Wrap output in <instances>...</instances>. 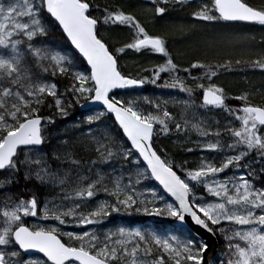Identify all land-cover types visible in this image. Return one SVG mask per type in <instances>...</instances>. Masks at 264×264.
Segmentation results:
<instances>
[{
    "label": "snow or ice",
    "instance_id": "obj_1",
    "mask_svg": "<svg viewBox=\"0 0 264 264\" xmlns=\"http://www.w3.org/2000/svg\"><path fill=\"white\" fill-rule=\"evenodd\" d=\"M150 3L152 21L142 22L135 10L118 3L0 2V264H264V102L252 101L255 92L232 95L213 82L222 70L240 65V60H196L183 68L174 62L166 35L150 31L148 23L172 8H183L189 0ZM190 15L197 21L264 26V3L210 0ZM112 26L127 28L129 42L110 43L101 28ZM56 31L75 50L71 57L50 44ZM127 50L159 54L163 63L141 69L151 75L138 72L133 76L119 64L120 54ZM80 59L86 61L84 70L77 67ZM244 63L264 71V53ZM191 69L202 72L194 76ZM161 74H167V79L158 85ZM202 79L207 83H200ZM57 80L66 81L62 90ZM145 84L185 93L188 98L176 102L183 108L179 116L168 110L167 101L146 96L118 99L114 94L116 89ZM196 93H201L199 104ZM261 99L264 101V94ZM229 100L240 105L231 107ZM82 101L102 106L86 122L104 125L103 129L89 127L79 139L64 132L55 136L56 148L46 151L53 139L48 126L55 125L57 116L67 118L73 104ZM196 109L220 110L226 114L225 123L221 126L219 120H213V128L210 117H196ZM189 110L195 122L185 118ZM45 111L52 114L45 115ZM109 116L114 117L119 135L104 124ZM189 128L202 138L215 137L198 146L222 154L218 164L201 159L191 168L187 161L176 162L159 145L161 137ZM225 137L227 141L222 142ZM78 151L89 154V159L77 158ZM113 163L137 170L124 183ZM84 167L87 175H81ZM241 169L244 171L237 175ZM229 171L233 174L228 175ZM220 175L224 178L219 179ZM149 176L170 199L152 188L146 189L147 196L136 190ZM21 181L24 189L31 184L59 188L60 192L41 201L35 192L14 191L22 187ZM100 193L108 199H97ZM38 213L58 225L74 221L102 227L113 213L167 217L177 224L173 232L163 235L123 227L63 232L58 226L27 223V218ZM185 225L195 226L197 231ZM205 235L223 242L221 254L207 255L212 245Z\"/></svg>",
    "mask_w": 264,
    "mask_h": 264
},
{
    "label": "rangeland",
    "instance_id": "obj_2",
    "mask_svg": "<svg viewBox=\"0 0 264 264\" xmlns=\"http://www.w3.org/2000/svg\"><path fill=\"white\" fill-rule=\"evenodd\" d=\"M8 0H0V2H5ZM112 0H94V2L99 3H116L111 2ZM120 4H123L126 2L125 6L128 8V10H135L140 17V19L143 21H152L151 16V9L152 5L150 1H143V0H118ZM122 2V3H121ZM201 3H210V0H199V1H189L187 5H185L183 8H172L166 12L162 17L156 18L153 22L148 23V28L152 32H160L164 33L167 37V47L170 51L174 62L178 63L180 67H188V65L196 60H199L203 63H222L225 59H229L232 61L240 60V65H234L229 70H222L214 79L213 82H215L218 85H222L225 87L226 92L230 93L232 95H238L242 91H248L250 93L255 92L256 95L252 96L251 99L254 103H261L264 102L261 99V94H264V71H261L260 69L256 68H250L246 66L244 61L251 60L257 58L260 54L264 53V44H262L260 47H256V44H251L252 37L243 38V40L235 39L232 37H228L227 35L221 37L220 34L223 33L224 29L222 26H224L226 29L229 27L231 28H237V24H225L222 21H213V22H204V21H197L194 20L190 13L191 11L195 10L199 4ZM119 4V3H118ZM124 5V4H123ZM147 10V11H146ZM169 15H171L169 17ZM165 17H168L165 20ZM215 26V28H214ZM255 27H261L260 25H256ZM259 30V29H258ZM257 30V31H258ZM256 31V30H255ZM101 32L104 33V35L109 39V42L112 41H118L116 46H120L122 43L129 42L130 40V33L127 28L124 27H102ZM229 33H232L231 31H227ZM262 34V35H261ZM259 34V38H264V34ZM248 37V36H246ZM242 41V43H245L244 45H238V42ZM260 41V40H259ZM248 43V45L246 44ZM66 52L70 57L72 56L70 52ZM163 63V57H161L159 54H150L147 52L142 53H136L132 50H127L125 53L120 54L119 57V64L121 67V70L125 73L130 74H137L138 72L140 74H151V73H145L142 72L141 69L150 68L153 65H158ZM242 68H245L246 70H242ZM80 70V69H79ZM202 70L200 69H191V75L198 76L200 75ZM230 72H234L230 74ZM182 76H186L187 74L181 73ZM200 83H207L206 80H200ZM189 84H191V81H188ZM201 95V93H199ZM149 97L154 100L158 101H167L166 107L170 112L173 113L175 116H179L181 111L183 110L182 105L178 104L176 102L183 101L187 99L186 96H178L173 93H136L135 95H123L119 94L117 95V98H124V99H136L138 97ZM236 100H229L228 102L234 103ZM90 102V101H89ZM200 102V101H199ZM197 101V103L199 104ZM239 102V101H237ZM87 102H81L80 105L73 104V107L69 110V115L72 113V111H78L85 109V105ZM231 107H235L229 104ZM76 107V108H75ZM101 109L93 110L88 115H93L95 112L100 111ZM196 117L197 118H203V117H210L211 119L208 121L209 123H212L213 120H219L221 126L225 123L226 120V114L223 113L220 110L212 109H196L195 110ZM58 118H61L57 116ZM88 117V116H86ZM186 119H189L192 122H195L193 111L189 110L186 113L185 116ZM85 124H88L86 122V119L84 120ZM234 126H239L238 122L234 123ZM49 134L53 137L51 139V142L45 147V150L48 152H51L54 148H56L57 141L55 139V136L60 135L64 132H67V127H70V129L74 127H79V125H71V126H58L57 123L52 126L49 125ZM212 127L215 128L216 125L212 123ZM71 133V130H70ZM69 133V134H70ZM75 134V133H73ZM68 135V133H67ZM74 136V135H72ZM69 137V136H68ZM63 138V137H61ZM207 139L215 140V137L211 138H202L198 136L195 130L187 129L185 132L180 134H173L166 137L160 138L161 145L165 148L166 151L169 152L172 150L181 151L182 148L190 147V146H197L198 152L203 151V153H199L198 156H203L205 161H213L217 164L222 159V154L208 151V150H202L198 146L199 143L207 142ZM227 138L225 137L222 142H226ZM213 154V156H218L217 160H213L212 157L208 158V155L210 153ZM85 153V152H84ZM199 164V163H198ZM196 165V167L198 166ZM53 169L57 167L55 163H53ZM67 167V165H65ZM103 168V166H101ZM112 168L115 169L116 174H123L124 176V183L128 182V175L129 173H135L136 168L133 166H130L129 164H124L123 169L121 168V165L116 163L115 166L112 164ZM112 168H104L105 171H112ZM240 171H244V169L238 170L236 172L237 175H239ZM87 168L84 167L81 171V175H87ZM228 175H232L233 173L229 171L227 173ZM219 179H223V175H220L218 177ZM133 179L135 180L136 177L133 175ZM23 181L21 182V188L20 189H13L14 191H28L23 188ZM152 188L153 190L157 191L160 195L165 196L166 200L169 198L166 197V195L159 189L152 181V178L149 176L142 180L139 185H137L136 190L143 193L145 196H147L146 189ZM30 192V191H29ZM41 201H44L46 197H39ZM97 199L103 200L105 199V195L103 196V193H100L97 197ZM43 206V204H41ZM115 214V213H113ZM119 216H134L133 214H127V213H117ZM156 217V216H151ZM161 219H167V220H173L172 218L167 217H159ZM105 222H107V219L103 222L102 227L93 225H78L74 221H68L64 225H58V222L53 221L51 219H44L42 218L39 213L37 217L35 218H27V223L29 224H38L40 226L47 227L49 225L52 226H58L61 231L63 232H81V231H88L91 229H96L97 231H107L112 230L115 231L119 229L120 227H123L125 229L131 230V229H138L144 232H155L157 234H167L173 232L174 228H163L160 231H154L150 227L145 226H130L126 225L123 221L118 222L113 226L105 225ZM223 243L222 241H220ZM41 257V256H40ZM42 258V257H41Z\"/></svg>",
    "mask_w": 264,
    "mask_h": 264
},
{
    "label": "trees",
    "instance_id": "obj_3",
    "mask_svg": "<svg viewBox=\"0 0 264 264\" xmlns=\"http://www.w3.org/2000/svg\"><path fill=\"white\" fill-rule=\"evenodd\" d=\"M112 1L120 4V2L118 0H112ZM6 2H8V1H5V3ZM248 2L250 4H253V5H260V4L264 3V0H248ZM123 4L125 5L126 2ZM170 16L171 15H169V17ZM167 18L168 17H165V20ZM225 24H237L238 27L237 28H231L228 26V28L226 29L224 26H222L224 31L222 34H220L221 37L227 35L228 37H232L235 39L238 38L240 40H243V38L249 39V37H252L251 44H253V46H254V44H256V47L257 46L260 47L262 45L261 38H259L258 36L261 33L264 34V26L257 28V27H255L256 25L243 24V23H238V22L237 23H225ZM214 28H215V26H214ZM227 31H231V32H233V34L227 32ZM246 36H248V37H246ZM49 42L56 50L67 51V52H70L71 55H73V53H74L73 50L71 49L70 45L68 44L67 40L65 39V37H63L61 31H56V32L52 33ZM244 44L245 43H242V41L238 42V45H244ZM246 44L248 45V43H246ZM77 67L80 70H84L87 68L85 62L82 59L77 61ZM242 70H246V69L242 68ZM232 73H234V72H230V74H232ZM132 75L135 76L136 74H132ZM140 75H151V74H140ZM165 79H167V74H161V77L157 82L158 85H162L165 82ZM55 82L58 83V86H61V90H62V85L64 83H66V81H63V80H57ZM141 92L152 93V94L160 93V92L161 93H173V94H176L180 97H182V96L187 97V95L185 93L180 92L179 89L158 87V86L151 85V84H145V85L141 86V88H138V89H122V90L116 91L114 94L116 96L119 94L135 95L136 93H141ZM194 98L196 99V101L199 102L200 101V99H199L200 94L196 93ZM227 103L232 105V106H235V107H238L240 105V102H237V101H235L234 103H231V102L230 103L227 102ZM93 110H97V109H83V110H78V111H72V113L67 118L56 117L55 118V121H56L55 124L57 123V127L58 126L59 127L60 126H66L67 127V126H71V125H79L78 128L74 127L72 129H70V127H67V133H68L69 138H72V139L82 138V136H84L88 133L89 127H91L93 129V131H95L97 128L103 129V127H104V125H98V124L89 125V124L84 123V120L86 119V116H88V113L90 114L91 111H93ZM44 114L45 115H51L52 112L51 111H45ZM104 124L107 125L108 128L112 129V132L114 134L119 135V129L114 124V120L112 119L111 116L106 118ZM70 130H71V133H70ZM73 133H75V134H73ZM72 135H74V136H72ZM158 143L161 147H163L160 143V140L158 141ZM186 148H192L193 150L191 152H187V151H185ZM197 150H198L197 146H190V147L182 148L181 151L172 150V151H170L169 155L176 162L182 163L184 161H187L189 167L195 168L201 159H204V160L206 159L203 156L199 157L198 154L203 153V151L198 152ZM209 157H212L213 160L218 159V156L217 155L213 156L212 153H210V155H208V158ZM77 158L89 159V154L78 151L77 152ZM115 164L116 163H113V166H115ZM25 190H28L30 192H35L38 197H46V198H50V199L60 192L59 188L53 189V188H48V187H36V186L31 185V184ZM199 194H201V193H198V195ZM103 196H104V194H103ZM105 199H108V197L105 196ZM122 221L126 225L150 227L154 231H160L161 229L166 228V227L167 228H169V227L174 228L172 226L173 220L161 219L159 217L153 218L151 216H147V215H143V214H135L134 216L133 215L132 216H119V214L115 213V214H112L110 217L107 218V222H105V225L113 226L116 223L122 222ZM222 248H223V243L218 241L217 255L221 254Z\"/></svg>",
    "mask_w": 264,
    "mask_h": 264
},
{
    "label": "water",
    "instance_id": "obj_4",
    "mask_svg": "<svg viewBox=\"0 0 264 264\" xmlns=\"http://www.w3.org/2000/svg\"><path fill=\"white\" fill-rule=\"evenodd\" d=\"M144 1H149V0H144ZM189 1H198V0H189ZM230 22H242V21H230ZM246 23H248V22H246ZM68 43H69V45H70V42L68 41ZM71 46V45H70ZM71 48H72V46H71ZM72 50L75 52V50L72 48ZM78 55V54H77ZM85 62V64H86V61H84ZM86 66H87V64H86ZM141 87V86H140ZM139 88V87H138ZM118 90H122V89H116V90H114V92H116V91H118ZM85 108H100V109H102V106L101 105H99L97 102H88L86 105H85ZM113 118V120H114V117H112ZM152 181L159 187V188H161V190L163 191V189H162V186H160L159 184H158V182L157 181H155L154 179H152ZM164 193V192H163ZM166 196H167V194L166 193H164ZM168 197V196H167ZM169 198V197H168ZM170 199V198H169ZM176 224H177V222H173L172 223V225L174 226V227H176ZM185 228L187 229V228H191V230L192 231H197V229L195 228V226H189V225H185ZM201 234L203 235V233H202V230H201ZM204 238L205 239H209V243L212 245V251H210L207 255L208 256H211V255H213V252H215V254H217V251H218V241L216 240V238L215 237H211V238H209L208 236H204ZM37 255H40L41 257H42V254H37ZM207 258V257H206Z\"/></svg>",
    "mask_w": 264,
    "mask_h": 264
},
{
    "label": "bare ground",
    "instance_id": "obj_5",
    "mask_svg": "<svg viewBox=\"0 0 264 264\" xmlns=\"http://www.w3.org/2000/svg\"><path fill=\"white\" fill-rule=\"evenodd\" d=\"M78 106V105H77ZM76 108V107H75ZM92 115V114H91ZM89 116V115H88ZM220 245V244H219Z\"/></svg>",
    "mask_w": 264,
    "mask_h": 264
}]
</instances>
